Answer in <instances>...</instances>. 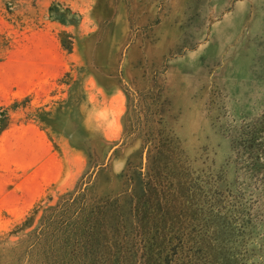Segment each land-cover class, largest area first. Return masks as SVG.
I'll return each mask as SVG.
<instances>
[{
  "label": "rangeland",
  "instance_id": "obj_1",
  "mask_svg": "<svg viewBox=\"0 0 264 264\" xmlns=\"http://www.w3.org/2000/svg\"><path fill=\"white\" fill-rule=\"evenodd\" d=\"M263 125L264 0H0V264H264Z\"/></svg>",
  "mask_w": 264,
  "mask_h": 264
},
{
  "label": "trees",
  "instance_id": "obj_2",
  "mask_svg": "<svg viewBox=\"0 0 264 264\" xmlns=\"http://www.w3.org/2000/svg\"><path fill=\"white\" fill-rule=\"evenodd\" d=\"M1 116H6L3 114H1ZM7 129L6 127H3V128H0V135L1 133ZM264 131V125L262 127H260V129H255V131H252L250 134L249 132L247 133V135H250L249 138L247 139H250L252 141H249L250 143V146H252V149L254 148V143L253 141H256L259 136L262 134V132ZM252 142V143H251ZM253 153H255L254 149L251 153V155H254ZM258 158V157H257ZM257 162V159L254 161V165L256 164ZM219 214V213H217ZM96 220V223L93 224V221ZM81 228L83 229L82 231V235L81 237L85 235L88 236V241L90 243V245H98L100 244V227L98 226V219H97V215H95L94 217L92 218H89L88 220H85L83 222V224L81 225ZM224 228L218 224H215L212 228L213 232H214V235L212 236V240L213 242L212 243H207L205 245V248L210 250L211 251V256L207 255L206 257L209 258V259H213V264H235V262H232L230 261L231 260V256L229 255V252L228 251V247H227V243H226V239L224 237L225 235V232L223 230ZM211 244H214V250L212 251L211 247L212 245ZM155 247V248H154ZM152 247H145L147 248L145 250V253L146 255L148 256V264H159V262H161L160 259H154L153 258V253H156L155 251L158 250L159 253H156L157 256H163L164 253H166V256L164 257L165 259V262H169V254L171 252H177L178 250V246L177 245H173V243L171 242H167L166 244L165 243H161V244H155V246ZM201 248L203 249V247L201 246ZM150 250H154L152 251L151 255H149V252ZM194 258V257H193ZM190 259L187 264H192L194 262V259ZM155 260V261H153ZM164 262V264H166Z\"/></svg>",
  "mask_w": 264,
  "mask_h": 264
}]
</instances>
